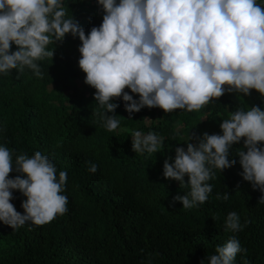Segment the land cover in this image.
Instances as JSON below:
<instances>
[{"label":"trees","instance_id":"obj_1","mask_svg":"<svg viewBox=\"0 0 264 264\" xmlns=\"http://www.w3.org/2000/svg\"><path fill=\"white\" fill-rule=\"evenodd\" d=\"M257 3L264 6V0ZM63 4L66 18L73 16L86 34L102 24L105 12L98 0ZM81 45L71 34L50 44L53 59L38 62L42 79L28 68L19 79L16 70L0 74V146L12 151L13 163L20 154L40 152L55 164L57 177L60 171L68 174L62 193L68 197L65 215L17 229L0 222V264H209L216 247L233 236L247 250L237 254L234 264H264V204L259 203L264 192L243 179L237 152L247 151L244 139L230 149L228 159H235V165L215 170L208 181L212 192L197 207L186 210L174 202L190 187L181 188L163 175L165 161L174 164L178 147L186 151L188 142L198 145L204 133L222 135L223 119L238 108L264 111V96L256 90L251 95L226 91L199 112L145 107L131 115L122 97L114 98L119 107L107 115H116L120 126L109 132L101 119L104 110L94 99L96 90L85 83L79 67ZM17 50L13 44L11 51ZM125 92L139 100L130 89ZM137 130L162 137L159 152H134L132 133ZM259 147L264 149V142ZM89 161L98 166L94 174ZM17 175L14 166L9 178ZM12 195L16 211L24 214L26 197L16 190ZM233 211L243 225L237 233L225 231Z\"/></svg>","mask_w":264,"mask_h":264},{"label":"clouds","instance_id":"obj_2","mask_svg":"<svg viewBox=\"0 0 264 264\" xmlns=\"http://www.w3.org/2000/svg\"><path fill=\"white\" fill-rule=\"evenodd\" d=\"M105 15L99 27L86 34L73 16L66 18L63 0H0V74L16 70L20 78L25 68L37 78L43 73L39 61L54 57L49 45L63 42L66 35L79 37V67L85 83L96 90L94 99L103 109V127L113 132L120 126L112 102L121 98L131 115L143 108H160L165 113L183 110L199 112L225 92L264 96V6L257 0H98ZM15 44L17 51L12 52ZM137 94L139 100L133 99ZM222 135L204 133L198 145L187 143L176 149L174 164L164 163L166 179L190 187L174 202L190 210L208 200L212 192L209 180L215 170L235 165L229 162L231 147L244 139L237 152L243 179L264 192V111L252 106L229 113L220 125ZM192 139L190 137L189 141ZM133 151L153 154L163 146V138L154 132L132 133ZM96 173L98 166L87 162ZM15 171L21 175L10 179ZM188 176V183H185ZM68 174L40 152L29 157L16 156L0 146V222L17 229L26 223L43 226L67 213L65 191ZM21 192L24 214L11 203L13 191ZM220 198L219 196L217 197ZM223 200H229L228 194ZM264 204V197L259 201ZM243 230L240 216L227 215L225 231ZM209 264H234L242 249L234 236L216 247ZM203 264V262H201ZM244 264H248L245 260Z\"/></svg>","mask_w":264,"mask_h":264},{"label":"rangeland","instance_id":"obj_3","mask_svg":"<svg viewBox=\"0 0 264 264\" xmlns=\"http://www.w3.org/2000/svg\"><path fill=\"white\" fill-rule=\"evenodd\" d=\"M79 84H80V82H79ZM147 123L149 124L150 123V118L149 117H147Z\"/></svg>","mask_w":264,"mask_h":264}]
</instances>
